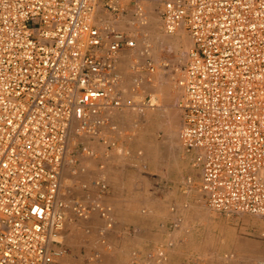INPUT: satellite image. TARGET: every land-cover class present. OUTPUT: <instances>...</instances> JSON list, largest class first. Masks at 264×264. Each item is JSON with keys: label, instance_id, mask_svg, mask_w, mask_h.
<instances>
[{"label": "built area", "instance_id": "built-area-1", "mask_svg": "<svg viewBox=\"0 0 264 264\" xmlns=\"http://www.w3.org/2000/svg\"><path fill=\"white\" fill-rule=\"evenodd\" d=\"M145 1L0 0V264H64L58 237L73 217L95 212L102 232L112 226L110 205L65 197L62 169L76 162L71 146L93 154L87 142L116 144L119 53L137 43L118 25L127 16L145 25ZM159 15L165 33L184 28L191 39L174 84L178 137L207 205L264 222V0H163ZM141 54L137 86L155 69L147 45ZM91 185L107 192L102 178ZM171 245L141 264H162Z\"/></svg>", "mask_w": 264, "mask_h": 264}, {"label": "rangeland", "instance_id": "rangeland-1", "mask_svg": "<svg viewBox=\"0 0 264 264\" xmlns=\"http://www.w3.org/2000/svg\"><path fill=\"white\" fill-rule=\"evenodd\" d=\"M162 1L144 2L147 23L138 29L128 16L118 25L136 32L137 43L119 53L125 105L112 114L117 129L110 136L115 146L107 149L87 142L93 154L82 151L81 145L71 146L68 158L76 162L62 169L61 191L69 200H95L91 185L95 178L112 184V194H102L98 200L112 207L113 224L102 232L103 221L97 213L73 217L66 220L58 240L71 223L73 243L86 251L72 264H141L146 252L167 242L172 245L166 247L162 264L172 250L174 258L168 264H264V222L255 215L223 214L209 208L199 189L200 171L181 146V91L174 84L192 43L184 28L164 32L159 15ZM146 45L155 69L150 81L137 86L132 64L142 59ZM152 97L156 102L149 104ZM95 151L96 156H110L109 165L105 169L103 164L97 175ZM174 221L178 222L175 228ZM65 250L62 261L70 253L69 248Z\"/></svg>", "mask_w": 264, "mask_h": 264}, {"label": "crops", "instance_id": "crops-1", "mask_svg": "<svg viewBox=\"0 0 264 264\" xmlns=\"http://www.w3.org/2000/svg\"><path fill=\"white\" fill-rule=\"evenodd\" d=\"M109 157L108 156H102V155L101 156L100 155L95 156V175H97L98 173H102V169L100 170V168L103 167V164L105 165V169H106V166L109 165V163H110ZM102 175H104V173ZM106 175H107L106 177L108 179L111 176V174H109V172ZM106 183H107L108 189H107V192L105 194H110V193L112 194V192H113L112 184L108 183V182H106ZM100 195H102V194H99L97 192V190L95 189V199H98V196H100ZM72 227L73 226L71 223L67 224V226L63 232V239H62L63 241L62 240L60 241L64 248H69V252H70L68 254V256L62 261L64 264H72V263H74L72 261L73 259H82L84 257L83 256L84 253H86L85 248L83 246L75 245L73 243L72 238L74 237V231L72 230ZM61 236H62V234H61ZM174 253L175 252H173V250H172L168 254L167 261L164 264H168L174 258ZM95 264H97V263H95Z\"/></svg>", "mask_w": 264, "mask_h": 264}, {"label": "bare ground", "instance_id": "bare-ground-1", "mask_svg": "<svg viewBox=\"0 0 264 264\" xmlns=\"http://www.w3.org/2000/svg\"><path fill=\"white\" fill-rule=\"evenodd\" d=\"M156 101H155V99H154V97H152V99H151V103H149V104H154ZM157 106V105H156Z\"/></svg>", "mask_w": 264, "mask_h": 264}]
</instances>
